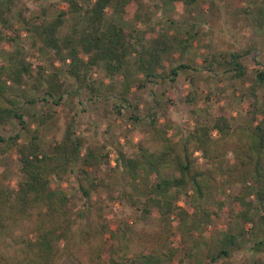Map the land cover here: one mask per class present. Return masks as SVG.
Masks as SVG:
<instances>
[{
  "label": "trees",
  "instance_id": "obj_1",
  "mask_svg": "<svg viewBox=\"0 0 264 264\" xmlns=\"http://www.w3.org/2000/svg\"><path fill=\"white\" fill-rule=\"evenodd\" d=\"M222 1L66 0L68 9L53 18L20 10L19 31L25 29L51 50L52 57L50 64L35 68L20 46L9 51L0 47V127L15 121L22 126L15 134L0 133V264H172L184 259L226 264L246 243L252 254L242 264H264V105L255 106L253 120L241 124H235L232 109L222 108L180 136L171 134V122L160 124L154 114L151 130L135 145L134 155L123 150L116 154V165L129 185L120 190L101 173L102 166L111 164L109 145L95 138L91 128L79 132L76 104L67 101L71 98L65 96L64 82L56 73L46 74L59 61L93 94L100 93L91 79L95 68L107 76H122L125 92L135 85L157 83V77L176 81L182 72L198 74L201 68L194 63L181 62L169 71L165 67L176 47L186 49L194 34L206 33L201 25L192 32L187 29L188 36L182 37L176 33L182 31L176 28L179 22L166 19L164 25L163 18H154L163 3L182 4L187 11L208 3L219 12ZM237 1L241 4L234 6L237 18L242 15L244 25L264 32V4L257 0L242 6L246 0ZM6 2L0 1V17L10 10ZM69 17L72 26L61 35ZM189 25L195 27L193 22ZM256 48L249 42L228 55L208 53L204 69L221 68L230 78L242 80L249 72L245 59ZM254 76L253 88L264 91V68L258 60ZM49 98L55 108L41 114L40 126L55 131L46 147L26 116L35 115L28 106L48 103ZM62 104L66 106L59 112ZM151 143L164 149L153 150ZM12 152L23 174L17 186L3 179V160ZM157 168L162 171L151 177ZM75 180L84 199L81 206L65 186ZM143 182L150 183L144 194ZM101 187L106 188L107 202L98 197ZM227 189L229 225L206 236L204 229L213 214L219 215L211 206L225 205L220 196ZM115 201L128 202L143 218L156 217L158 227L140 231L126 220L112 227L108 215ZM183 251L185 256L177 258Z\"/></svg>",
  "mask_w": 264,
  "mask_h": 264
},
{
  "label": "rangeland",
  "instance_id": "obj_2",
  "mask_svg": "<svg viewBox=\"0 0 264 264\" xmlns=\"http://www.w3.org/2000/svg\"><path fill=\"white\" fill-rule=\"evenodd\" d=\"M0 1L6 2V0ZM256 1L246 0L242 6ZM257 3L264 4L263 0H258ZM6 4L10 10L0 17V47L9 51L20 46L28 59L33 62L35 68L38 64H50L51 50L44 49L40 41L36 40L35 42V39L27 34L25 29L19 31L23 26L18 13L20 10L29 9L38 17L53 18L61 10L68 9L66 0H11L10 3L6 2ZM234 6L241 7V4L237 0H223L220 11L214 12V6L211 7L208 3H201L191 11L185 10L182 4L168 5L163 3L161 12L159 11L154 18V21L163 18L164 25L167 23L166 19L179 22L178 25L180 26L176 28L182 27V31L176 33L182 37L188 36L185 33L187 29L192 32L201 25L206 33L201 31L198 36L194 34L193 39H191V46L186 49H183V45L176 47L167 58L165 67V70L169 71L172 66L181 62L194 63L201 68L198 74L193 72L192 75L189 71L182 72L176 81L171 80V78H164L163 80V78L157 77L154 79L157 83L148 82L142 88L135 85L131 90L125 92L122 76H107L103 69L95 68L91 73V79L100 88V93L93 94L86 87L85 81L79 84L73 77L69 76L59 61L55 62L57 67L49 65L50 69L46 73L47 76H54L56 73L55 77L65 84L66 98H71L67 101L76 104L74 113L77 114L79 132L85 128H91L95 138L109 145L111 164L102 166L101 173L106 180L114 182L118 189H127L129 185L123 172L116 165V154L119 150H123L127 155H134L135 145L151 130L150 122L154 118V114L160 124L171 122L173 124L171 134L180 136L187 133L198 120L204 122L211 120L222 108L232 109L236 116L235 124H241L253 120L251 110L255 109V106L264 105V91L260 88L255 91L253 88L257 60L264 68V32L255 30L251 25H244L246 22L242 15H239L238 18L235 15ZM228 7L231 8L230 11L226 10ZM191 22L194 23V28L189 25ZM72 23V18L69 17L61 29V35L69 32ZM249 42L255 43L257 48L256 50L253 49L245 59L249 72L244 79H232L229 73L221 68H216V71L211 72L204 69V60L208 53L213 52L217 55L219 52H223L228 55L231 51L246 47ZM192 76H196V83H192ZM254 91L257 92V95L253 94ZM43 95V92L39 93L40 98ZM189 95L193 97L190 101L187 99ZM49 99L48 103L39 101L35 105L28 106L27 109L30 114L35 115L26 116L27 120L31 122L32 129L38 128V133L46 147L53 142L55 131L49 126H40L41 114L55 108V106L53 108L51 98ZM64 106L66 105H60L58 111L60 112ZM21 128L19 122L15 121L0 127V133L15 134L20 132ZM22 132L23 138L26 140L28 138L26 130H22ZM163 146L160 143H151L153 150L162 151ZM3 162L5 167L3 179L9 181L13 186H17L19 181L23 179L17 154L13 152L8 154ZM161 171L162 168H157L151 170L149 175L152 177ZM146 172L149 173L148 170ZM149 184L147 182L141 184L140 191L143 194L149 190ZM65 186L73 201L81 206L84 199L79 193L77 181L75 180L70 185L66 183ZM136 194L140 195L138 192ZM230 195V190L227 189L226 193L220 196L225 205L213 204L211 206V209L219 215L213 214L211 222L204 229L206 236L228 227L231 210ZM107 196L106 188L101 187L98 197L107 202ZM92 200L95 201L96 197H93ZM112 205L108 215L112 227L121 220L128 221L140 231L154 229L159 225L156 217L147 216L143 218L141 211L132 207L128 202L115 201ZM251 254V245L246 243L243 249L236 252L231 261L226 264H242L243 259ZM184 256L183 251L177 255V258ZM172 264L207 263L205 261L200 263L196 259H184V261Z\"/></svg>",
  "mask_w": 264,
  "mask_h": 264
}]
</instances>
